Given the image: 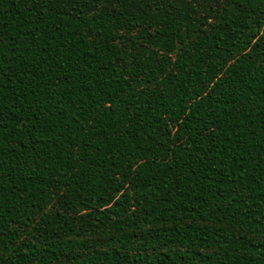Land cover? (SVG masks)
Segmentation results:
<instances>
[{
  "label": "trees",
  "instance_id": "obj_1",
  "mask_svg": "<svg viewBox=\"0 0 264 264\" xmlns=\"http://www.w3.org/2000/svg\"><path fill=\"white\" fill-rule=\"evenodd\" d=\"M0 264H264V0H0Z\"/></svg>",
  "mask_w": 264,
  "mask_h": 264
}]
</instances>
